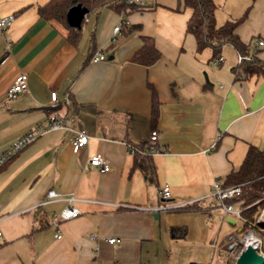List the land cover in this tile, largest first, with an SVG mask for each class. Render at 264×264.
Masks as SVG:
<instances>
[{"label":"crops","instance_id":"0c3cea01","mask_svg":"<svg viewBox=\"0 0 264 264\" xmlns=\"http://www.w3.org/2000/svg\"><path fill=\"white\" fill-rule=\"evenodd\" d=\"M48 1L0 0V16L15 15L0 30V156L42 129L0 166V264H224L226 240L241 224L230 232L239 220L224 215L214 184L240 168L251 145L264 148V74L235 73L241 62L231 43L218 65L212 48L199 51L184 0L99 6L86 15L77 44L64 24L40 16ZM214 2L218 26L251 7L237 33L264 61V45L256 44L264 40V0ZM146 36L160 51L150 65L132 60ZM95 52L106 59L91 62ZM21 72L29 89L9 99ZM55 112L67 119L63 128L50 127ZM79 130L90 139L75 151ZM129 145L165 151L135 154ZM94 154L110 170L91 166ZM51 189L61 197L48 199ZM69 204L80 214L56 226L54 215Z\"/></svg>","mask_w":264,"mask_h":264},{"label":"trees","instance_id":"16d2710c","mask_svg":"<svg viewBox=\"0 0 264 264\" xmlns=\"http://www.w3.org/2000/svg\"><path fill=\"white\" fill-rule=\"evenodd\" d=\"M79 3L86 6L89 12L102 5H108L121 10L127 7H140L136 4H130L125 0H49L39 7V14L42 18L55 19L64 24L69 31L68 38L71 42L77 44L80 41L82 31L81 28L69 25L67 12L70 7ZM184 6L190 7L193 10L188 21L187 30L195 35L197 49L199 51L210 47L213 50V58L215 59L221 56L223 45L231 43L238 53L253 55L252 61H242L234 67L233 70L235 73L239 74L241 72L244 75L264 74V61L257 57L259 50L257 49L251 52L249 45L243 42L237 33L239 25L248 17L251 9L250 6L241 17L228 20L220 26L216 24L215 20L217 5L214 0H184ZM159 57L160 51L156 47L154 40L146 36L144 38V44L135 52L132 60L144 65H150L159 59ZM152 109V118L155 121L159 115V101L154 89ZM138 148L140 150H148L150 147L145 149L140 146ZM135 154L141 153L136 152ZM220 184L223 187L241 184L242 191L235 197L234 201H242L241 207L244 209L243 219L240 222L242 231L245 232L249 227L248 221L255 219V214L258 212L259 207H264V200L256 203L264 192V148L261 149L251 145L240 168L227 175ZM245 219L247 222H245Z\"/></svg>","mask_w":264,"mask_h":264},{"label":"built area","instance_id":"2783aa9c","mask_svg":"<svg viewBox=\"0 0 264 264\" xmlns=\"http://www.w3.org/2000/svg\"><path fill=\"white\" fill-rule=\"evenodd\" d=\"M130 4H136L140 7H146L154 2V0H125ZM15 15L9 14L6 16H0V30L7 29L12 22L14 21ZM123 25H118L114 28L115 33H120L121 28ZM256 44L258 46L264 45V40L259 39L257 40ZM106 59V54L104 52H95L92 54L90 61L97 62ZM239 62L246 61V60H253V55H244L240 54L238 56ZM223 61L222 56H218L214 59L213 63L215 65L220 64ZM29 89L28 85V74L21 72L19 73L14 82L8 88L6 92V96L9 99L16 98L19 94L27 92ZM51 99L53 104L56 105L59 102L58 93L56 91L51 92ZM67 119L58 113H53L50 115L49 123L51 128H63ZM41 127H34L29 130L25 135H23L20 139H18L14 144L8 148L1 156H0V166L14 156L21 148L32 142L40 133ZM157 138V131H153L151 135V140H155ZM90 139V135L85 130H79L76 132V135L73 138V148L75 151H79L83 147H85ZM130 153H153V152H162L165 151L164 147L161 146H150L148 150H140L138 147L134 145H129L128 148ZM89 163L93 167H97L102 171L110 170V164L106 161L104 156L100 154H94L89 158ZM242 191L241 184L233 185L229 187H223L219 182H215L214 184V192L213 195L216 196L221 202V207L223 210L224 215L231 216L236 220L243 219V207H241L242 201L236 200L234 201L235 197L239 195ZM161 195L163 199H168L171 197V187L169 184H165L161 188ZM48 199L52 198H59L61 197V193L55 189H51L48 191ZM72 200L73 198H69ZM264 200V192L260 199L256 201V203ZM191 202L180 203L176 205H169L163 204L160 206L159 210H170L173 208H180L184 206H188ZM80 214V210L74 206L73 204L67 205L63 210L56 213L53 218V223L58 226L59 223L63 220H68L74 217H77ZM245 222L247 220L245 219ZM249 227L248 229L243 232L242 227L241 231L235 234H231L228 236L225 247L226 252L228 255V259L231 258L232 264H234L235 259L238 255L242 252L243 249L246 248L247 245H252L256 251L264 257V207H259L258 212L255 214V219L252 221H248ZM1 236V230H0ZM56 236L60 238L62 236L61 232H57ZM95 238V235L91 236ZM108 241L110 243H117L120 240L116 237H109ZM225 264H231L227 263ZM210 264V263H209Z\"/></svg>","mask_w":264,"mask_h":264},{"label":"water","instance_id":"95a60500","mask_svg":"<svg viewBox=\"0 0 264 264\" xmlns=\"http://www.w3.org/2000/svg\"><path fill=\"white\" fill-rule=\"evenodd\" d=\"M89 13V9L82 4H76L69 8L67 12V21L70 26L81 28L82 22ZM111 56L110 58H112ZM229 221L235 220L228 218ZM234 264H264V257L259 254L252 245H247L245 249L235 259Z\"/></svg>","mask_w":264,"mask_h":264},{"label":"rangeland","instance_id":"374dc122","mask_svg":"<svg viewBox=\"0 0 264 264\" xmlns=\"http://www.w3.org/2000/svg\"><path fill=\"white\" fill-rule=\"evenodd\" d=\"M240 224H241V222L239 221L235 226L229 227V230L231 229L230 232H232V230H233V232H234V230H237V228L240 227ZM227 259H228V255H224L225 262ZM230 262H231V258H229V260H227V263H230Z\"/></svg>","mask_w":264,"mask_h":264}]
</instances>
